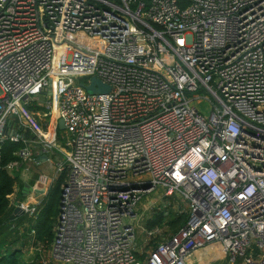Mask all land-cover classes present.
<instances>
[{
  "label": "built area",
  "instance_id": "1",
  "mask_svg": "<svg viewBox=\"0 0 264 264\" xmlns=\"http://www.w3.org/2000/svg\"><path fill=\"white\" fill-rule=\"evenodd\" d=\"M94 76L110 90L89 92ZM0 87V152L27 127L65 156L54 264H190L214 248L264 264V0H0ZM160 187L187 218L139 248L124 218ZM10 205L33 217L41 202Z\"/></svg>",
  "mask_w": 264,
  "mask_h": 264
},
{
  "label": "rangeland",
  "instance_id": "2",
  "mask_svg": "<svg viewBox=\"0 0 264 264\" xmlns=\"http://www.w3.org/2000/svg\"><path fill=\"white\" fill-rule=\"evenodd\" d=\"M146 2H148V0H145ZM84 35V34H83ZM74 38H80L82 39L83 42H85L88 45H93L94 43L97 44L96 39H93L90 36H81V33L74 35ZM94 40V41H92ZM3 95V90L0 87V96ZM33 96H39L40 100L42 103L47 102V100H50L49 95L47 94H39V95H35L33 94ZM201 109L205 111V114L210 115L211 110L208 107V103H203L201 104ZM47 122H49V118L47 119ZM64 130L59 129L58 133H59V143L61 145H64V141L61 140V136L62 134L65 135ZM49 153L50 156L52 158V160L55 162V165L57 163H65V158H64V153L61 152L60 148L57 147H50L49 148ZM55 159V160H54ZM51 163H46V165L43 167V172L46 176L50 177L52 175H54L56 173L55 171V165H50ZM59 164H57L58 166ZM10 171L15 172L14 170L16 169V167H9ZM33 168L35 169V171H37V168H35L33 166ZM25 171V170H23ZM40 171V169H39ZM17 172V170H16ZM19 173V172H17ZM38 173V171H37ZM40 173L42 174V171H40ZM38 178H41V175L38 176V174L34 175V178L31 181H26V184H30V186H35V183L37 180H40ZM35 182V183H34ZM25 184H23L22 187H18V189L16 190L17 192L15 194L12 195V197L14 196V200H25L26 196L23 193V187ZM53 188V187H52ZM164 188L160 187V188H154L150 191H146L142 198L141 201L139 202V208L138 211L136 212V215L134 216H127L124 218L125 223H130L135 227L136 230V235H137V239L136 242L139 245V248L143 247V240L146 236V231L150 228H152L149 224V220L151 218H153V216L155 214H159L161 211L164 212V217H166L165 220H167L168 218L171 220L169 222V227H167V229L169 230H173V227L177 226L178 224H180V222L183 221L184 216L183 214L180 213L179 215V210L176 209V207L172 206L173 204L175 205V201L177 206L180 204H184L185 202L182 201L181 198L177 199V195H173V196H166L164 195ZM33 191H31L32 193ZM61 193V192H60ZM58 193L55 189H51L50 195H48V198L46 200V204L47 205V209L49 210V213L53 216V224L56 221V218L58 216L59 213V201H60V196L61 194ZM45 204V205H46ZM41 208V206H39V209ZM31 219H33V217H30ZM179 218V219H178ZM160 225V224H159ZM33 227V226H32ZM31 227V228H32ZM161 229L164 230V228L162 227H166L163 225L159 226ZM160 229V230H161ZM34 227L33 230L31 229V231L35 233L34 231ZM19 233L18 234H11V239L15 240L16 237H18V240H25L27 237V244L23 245L24 246V255H21V260H24L23 262L26 263H37V264H54V262L50 261L49 259L51 258L50 252H51V241L47 242H42L39 243L37 242V238H33L32 235L28 234L26 231L25 233L22 232V229H18ZM22 232V233H21ZM32 233V234H33ZM54 233V230H53ZM20 240V241H21ZM20 244V243H19ZM150 246V245H149ZM17 248V247H16ZM22 248V246H21ZM145 254H147V249H145ZM216 254H218V250L217 248L214 249H210L208 252H206L205 256L201 257L202 263H205V261H208L209 264H218L220 261V259H216ZM222 260V259H221Z\"/></svg>",
  "mask_w": 264,
  "mask_h": 264
},
{
  "label": "crops",
  "instance_id": "3",
  "mask_svg": "<svg viewBox=\"0 0 264 264\" xmlns=\"http://www.w3.org/2000/svg\"><path fill=\"white\" fill-rule=\"evenodd\" d=\"M31 105H33L34 107H31ZM29 106L31 107V109L34 112H36V115H38L39 117L44 116V109L42 106H40L36 103L30 104ZM20 134L23 136V138L25 140V142H23L24 144L30 142L29 143L30 147H33L34 157H32L30 160H28L27 163L23 167H16L15 170H17V172H19L17 174L19 175V178H20L19 187H22L23 184H26L27 183L26 181H31L34 178L35 174H38V176L41 175V178H38L40 180H37L36 183L35 182L34 183L36 186H38L39 190H43V191L46 190V191L44 193H41V191L40 192L33 191L32 193L29 192L28 195H26L25 201L31 202V203L32 202H41V208H42L45 205L46 198H47V195L49 194L50 189L58 183V180H60L61 176L59 177V173L57 171V167H58L57 164H59V163H57L55 165V162L52 160V158L50 156L49 150H46V152H43V149L37 148L35 146V144H34L35 143L34 142L35 135L33 134V132L29 128L26 127V128L20 129ZM61 140L64 141L62 136H61ZM63 147H64V145H61V148H63ZM46 153L48 155V158L46 160L42 161V160L38 159L39 157H41L43 154H46ZM64 158H65V156H64ZM46 163H51L50 164L51 166L55 165L54 168H55L56 173L50 177L46 176L43 172V169H44L43 167L46 165ZM33 166L35 168H37L38 173H37V171H35ZM39 169H40V171H42V174L40 173ZM23 170H25V171H23ZM61 183H60V185H61ZM10 199H14V196L13 197L11 196ZM41 208H40V211H41ZM13 209L14 208L10 205L11 214H13V212H14ZM38 215L33 216V219L30 218V217H32V215H30V214H22V215L15 217V218H12V216H11V220L9 222H5V224H3V226H0V253L1 254L5 255V254L9 253L11 248L16 249V247L18 248L19 245H26L28 243L27 237L25 240L20 239L21 240V241L19 240L20 242L19 241L15 242V240H18L19 236L16 237L15 240H13V239H11V237H9V236H11V234H15V235L18 234L19 233L18 229H22L23 230L22 232H24V233L26 231L28 234L32 235L33 238H35V239L37 238L36 234H34L31 231V229L33 230L32 226H34V224L36 223V218L38 217ZM165 219L161 222L160 225L169 227L170 226L169 222L171 220L169 218L167 220H165ZM180 224L178 225V227H173V230H171V231H176L180 227ZM160 225L158 224L157 226H160ZM35 233H36V231H35ZM37 240H38L37 242H39V243L44 242V241L41 242V240H39L38 238H37ZM144 241H145V239L143 240V243H144ZM45 242H47V241H45ZM51 250H52V247H51ZM208 251H209V249H202V250L200 249L199 251L194 252L188 258V262H190V264H209L208 261H205V263L201 262V260H202L201 257L205 256L206 252H208ZM51 252H50V255H51ZM219 261L220 262L218 264L224 263V259H222V260L220 259Z\"/></svg>",
  "mask_w": 264,
  "mask_h": 264
},
{
  "label": "trees",
  "instance_id": "4",
  "mask_svg": "<svg viewBox=\"0 0 264 264\" xmlns=\"http://www.w3.org/2000/svg\"><path fill=\"white\" fill-rule=\"evenodd\" d=\"M31 107H34V106L31 105ZM22 147H24V143L22 141L13 142L11 140H7L6 142H4L1 148V152H0L1 153V158H0V226H3L5 222H9L11 220L12 214H11V210L9 206L10 197L17 192L16 190L19 187L20 178L16 170H14L15 172L10 171L9 167L13 161L18 159L19 156H18L17 151ZM62 179L63 177H60V180H58V183L54 185L53 188L51 189H55L58 193L62 192L61 185H60V183L62 182ZM51 189L48 195H50ZM48 195H47V198H48ZM47 205L48 203L41 208V211L38 217L36 218V223L34 224L33 227L35 228L37 238L44 242L47 241L48 243V241H51L54 236V233H53L54 224L52 223L53 216L49 213V210L47 209ZM183 215L185 216L182 222H184L187 218L186 214H183ZM165 218L166 217H164V212L161 211L159 214H155L153 218L149 220V224L151 227H155L158 224H161V222ZM178 225L175 227H178ZM18 241L19 240H15V242H18ZM23 253H24L23 245H19V247L16 249L11 248L9 253L5 255L0 253V264H25L23 262L24 260H21L20 258ZM29 264H37V263L31 262Z\"/></svg>",
  "mask_w": 264,
  "mask_h": 264
},
{
  "label": "water",
  "instance_id": "5",
  "mask_svg": "<svg viewBox=\"0 0 264 264\" xmlns=\"http://www.w3.org/2000/svg\"><path fill=\"white\" fill-rule=\"evenodd\" d=\"M85 87L91 93L108 92L110 90V86L108 84L104 83L101 79H99L96 76L92 77L91 83L89 85H86ZM64 128H65V121L63 119H60L59 120V129L64 130ZM47 158H48V155L46 153V154H43L38 159L44 161ZM22 191H23L25 196L28 195V193L31 191H35V192L41 191V193L45 192L43 190H39L35 186H30V184H25ZM13 210H14V212L12 214V218H15L19 215L25 214V210H23L22 207H20V206H15Z\"/></svg>",
  "mask_w": 264,
  "mask_h": 264
}]
</instances>
